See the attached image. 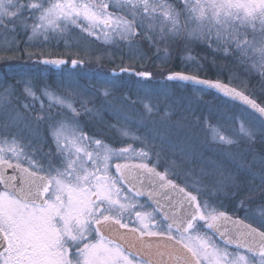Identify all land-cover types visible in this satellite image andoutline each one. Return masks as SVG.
<instances>
[{
    "label": "snow or ice",
    "instance_id": "1",
    "mask_svg": "<svg viewBox=\"0 0 264 264\" xmlns=\"http://www.w3.org/2000/svg\"><path fill=\"white\" fill-rule=\"evenodd\" d=\"M21 32L26 47H41V57L43 45L75 33L80 42L126 48L131 63L119 73H97L92 93L72 72L84 60H71V68L65 59L34 62L65 74L61 92L42 82L33 65L9 64L11 73L0 76V264H264V199L257 203L251 195L255 186L244 188L220 169L221 179L205 186L203 172L181 168L165 154L166 146L178 147L170 142L173 130L186 138L203 132L228 150L264 138V100L244 81L233 86L235 76L228 82L201 76L207 57L192 54L200 47L259 69L264 89V0H0L6 38L0 51L35 55L20 49ZM181 52L185 70L172 71ZM124 59L122 53L121 65ZM157 62L158 73L151 71ZM125 74L136 77L135 99L132 91L116 95ZM157 75L160 89L152 87ZM168 82L191 90L187 105L168 97L166 110L158 106ZM213 93L225 106L243 105L231 116L230 132L213 123L212 113L198 116L191 106L198 95ZM86 95L92 98L79 99ZM97 101L121 122L109 125L118 137L81 126L84 115L99 113ZM134 105L136 131L125 115ZM175 108L185 115L173 124ZM256 163L264 198V159ZM224 189L240 198L234 211L244 212L242 218L219 199Z\"/></svg>",
    "mask_w": 264,
    "mask_h": 264
},
{
    "label": "rangeland",
    "instance_id": "2",
    "mask_svg": "<svg viewBox=\"0 0 264 264\" xmlns=\"http://www.w3.org/2000/svg\"><path fill=\"white\" fill-rule=\"evenodd\" d=\"M30 23V22H29ZM78 31V30H77ZM17 40L20 42V49L24 52L35 53L29 58L28 55L21 57L20 52H3L0 51V76H3L5 73H11L12 69L8 67L11 65H33L38 67L40 71L38 72V77L42 79V82L48 83L51 85L52 90L56 92H61L63 89L60 87V81L64 79L65 74H62L59 69H54L53 66L48 65H34V62L43 59H53L60 58L68 61V68L70 67V62L73 59L84 60V64L79 66L76 69H73V75L76 80L81 85L88 86V92H94L92 85L96 83L95 75L97 73L107 74L113 71L118 72L120 66H129L131 63L127 58V49H120L116 45L102 44L101 41H95L94 43H89L88 41L80 42L77 39L75 33L68 38L67 41L61 39L59 41L52 40L50 43L43 45L42 49L45 52L46 56H39L41 47H26L24 41L27 40V35L21 32L17 37ZM42 39V37L40 38ZM94 39V38H90ZM6 38L0 36V48L6 46ZM80 43L81 47H69L68 44ZM146 47V46H145ZM154 51V50H153ZM125 55L123 60V65H121V55ZM103 55V60L97 62L96 57ZM151 55V53H149ZM193 55L197 56H206L207 60L203 63L211 62L217 59L220 60L219 65L216 63L214 66L218 65L217 70L219 75L218 79L228 82L230 76H235L237 79L233 80V86H237L241 81H244L248 86L252 88H259L261 91L264 89L260 86L261 77L259 74V69L251 70L249 66L240 64L239 62H234L231 57L224 58L222 54L213 56L210 50H206L200 47H194ZM186 55L185 53L174 54L172 64L169 65V68L172 71H184L185 64L181 60V56ZM112 61V62H110ZM174 65V66H173ZM136 68H141L139 64L135 65ZM141 70H143L141 68ZM160 67L157 63H153L151 71L160 72ZM167 74V72H165ZM201 76L202 72L200 73ZM227 78V79H224ZM136 77H129L127 74L123 77V83L125 84L124 88H121L116 92L117 96H120L122 93L132 91L133 98L135 99L138 93L136 92V87L133 86L132 81ZM257 81L258 85H255ZM161 77L156 76V81L153 83L152 87L160 89ZM167 92V96L162 94ZM260 92V91H257ZM154 100L157 102L155 93H153ZM192 96L190 89H185L177 85L175 82H168V86L165 89L161 90V94L158 96L159 104L158 106L162 110L165 109L168 97H174L177 101H182L184 105L189 103V98ZM257 97V96H256ZM91 95L82 96L79 99H91ZM258 99V97H257ZM264 100V93H263ZM29 102H31L29 100ZM47 100L45 99L44 104L47 105ZM89 107L93 105L89 104ZM192 108L195 109L196 114L199 115H208L212 113L215 116L213 123H219L224 126L228 132L233 128L231 116L233 114H238L243 110V107L239 104H229L224 105L223 100L220 99L216 94H203L198 95L196 99L192 100ZM36 109L40 108V102L38 101L35 105ZM76 107L80 108L79 100L76 103ZM95 107L99 109V113L94 116L84 115L81 120V126L86 132H103V134L111 139L112 137H118V133L115 129H111L109 125L121 126V122H118L115 117H113L108 109L107 105H101L99 101L96 102ZM53 112L57 111L56 108L52 109ZM81 112L83 109H80ZM139 105L130 106L126 109L125 115L128 117L129 125L132 127L133 131H136V127L133 125L139 123ZM175 115L170 117V123H175L178 120L182 119V116L185 115L182 108H175ZM31 115V113H26ZM190 119H195V117H189ZM151 127V125H150ZM142 130V129H141ZM223 134V133H222ZM170 142L174 145H177L176 148L165 147L166 157L171 160L175 159L181 168L194 170L196 173L203 172L204 175L200 177L204 181V185L210 187L216 181L221 179L220 172L217 169H220L223 172L224 176H232L237 183L243 185L244 188H247L250 185H254L256 190L251 195L256 199L257 203L261 199H264L260 196V181H259V169L260 164L256 163L253 166V161H259L264 159V138L257 137L255 143H250L246 141H241L235 146L228 149H221L215 144H212L210 141L206 140L203 132H197V134L191 138H186L182 132H177L173 130L170 135ZM128 143H131L129 140ZM116 147H120V144H116ZM47 151V148L45 149ZM186 153V155H185ZM182 162V163H181ZM246 169H250L251 172L257 173V178L253 180L250 174L246 173ZM183 179V173L181 175ZM228 183H231L229 181ZM234 191V189H233ZM227 193L225 197L224 193ZM243 198V197H241ZM220 200L223 201L225 207L229 210V213H233L239 217L244 216V212L234 211L235 206L239 203H236V200L232 199L231 191L224 189L220 194ZM239 199V198H238ZM237 199V200H238Z\"/></svg>",
    "mask_w": 264,
    "mask_h": 264
},
{
    "label": "trees",
    "instance_id": "3",
    "mask_svg": "<svg viewBox=\"0 0 264 264\" xmlns=\"http://www.w3.org/2000/svg\"><path fill=\"white\" fill-rule=\"evenodd\" d=\"M215 63L219 65L220 63V60H217L215 59ZM205 64V68H206V73L205 72H202V75L205 76L207 75V78L208 79H218L217 76L219 75V72L217 70V67L218 65L214 66L215 64L211 63V62H206L204 63ZM224 79H227V78H224ZM255 85H258L257 84V81L255 83ZM249 90L255 94V96L258 97V102H260L261 100H263V93L264 91H261L258 87L257 88H252L250 86H248ZM257 91H260V92H257ZM238 199V198H237ZM236 200V203L239 201V199Z\"/></svg>",
    "mask_w": 264,
    "mask_h": 264
},
{
    "label": "water",
    "instance_id": "4",
    "mask_svg": "<svg viewBox=\"0 0 264 264\" xmlns=\"http://www.w3.org/2000/svg\"><path fill=\"white\" fill-rule=\"evenodd\" d=\"M53 59H60V58H53ZM54 67V69H57L55 66H53ZM70 67H72L71 66V62H70ZM120 71V70H119ZM119 71L117 72V73H119ZM211 80H216V79H211ZM215 94V93H214ZM242 107H243V105H241Z\"/></svg>",
    "mask_w": 264,
    "mask_h": 264
},
{
    "label": "flooded vegetation",
    "instance_id": "5",
    "mask_svg": "<svg viewBox=\"0 0 264 264\" xmlns=\"http://www.w3.org/2000/svg\"><path fill=\"white\" fill-rule=\"evenodd\" d=\"M230 214H233V213H230ZM234 216H237V215H235V214H233Z\"/></svg>",
    "mask_w": 264,
    "mask_h": 264
}]
</instances>
